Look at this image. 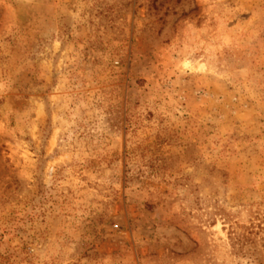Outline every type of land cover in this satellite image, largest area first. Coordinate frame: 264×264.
<instances>
[{"label":"rangeland","instance_id":"rangeland-1","mask_svg":"<svg viewBox=\"0 0 264 264\" xmlns=\"http://www.w3.org/2000/svg\"><path fill=\"white\" fill-rule=\"evenodd\" d=\"M0 264H264V0H0Z\"/></svg>","mask_w":264,"mask_h":264},{"label":"bare ground","instance_id":"bare-ground-1","mask_svg":"<svg viewBox=\"0 0 264 264\" xmlns=\"http://www.w3.org/2000/svg\"><path fill=\"white\" fill-rule=\"evenodd\" d=\"M185 67H186V69H192V68H193V64L190 63V62H187V63L185 64Z\"/></svg>","mask_w":264,"mask_h":264}]
</instances>
